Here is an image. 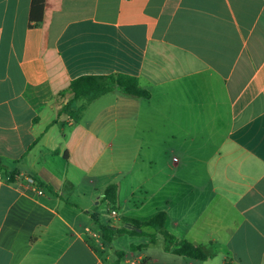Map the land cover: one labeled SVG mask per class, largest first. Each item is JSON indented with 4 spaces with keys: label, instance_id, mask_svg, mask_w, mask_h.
<instances>
[{
    "label": "crops",
    "instance_id": "obj_1",
    "mask_svg": "<svg viewBox=\"0 0 264 264\" xmlns=\"http://www.w3.org/2000/svg\"><path fill=\"white\" fill-rule=\"evenodd\" d=\"M32 1L0 0V264H110L121 243V264H264V0H44L40 21ZM117 75L149 99L58 115L73 80ZM159 212L207 260L150 228L101 238Z\"/></svg>",
    "mask_w": 264,
    "mask_h": 264
},
{
    "label": "trees",
    "instance_id": "obj_2",
    "mask_svg": "<svg viewBox=\"0 0 264 264\" xmlns=\"http://www.w3.org/2000/svg\"><path fill=\"white\" fill-rule=\"evenodd\" d=\"M44 0H33L30 20L40 21L43 14ZM119 89L125 95L149 99L148 91L143 90L135 78L117 75V76H82L73 80L67 92L73 95V99L67 103L60 111L59 116L67 115L75 123H79L89 105L95 100ZM118 201V188L111 185L104 191V202L107 203L109 210L116 209ZM167 221L165 212L157 213L148 221H138L125 218V227L114 228L111 225H99L101 238L105 243H112L117 235L147 236L145 229H153L163 240L164 249L177 256H183L189 259L205 261L206 254L201 247L187 241H179L173 235L169 234L164 228ZM129 227H132L129 228ZM151 245L157 244V236L150 237ZM125 253L119 252L117 260L110 264H121Z\"/></svg>",
    "mask_w": 264,
    "mask_h": 264
},
{
    "label": "rangeland",
    "instance_id": "obj_3",
    "mask_svg": "<svg viewBox=\"0 0 264 264\" xmlns=\"http://www.w3.org/2000/svg\"><path fill=\"white\" fill-rule=\"evenodd\" d=\"M106 214L107 215H109V214H111V212L109 211V212H106ZM113 247V246H112ZM111 247V248H112ZM117 250V251H122L123 253H125V255H129V249H128V246H127V244H123V243H121L120 244V247L119 248H116V247H114V249L113 250ZM111 255H112V257H113V260L114 261H116L117 260V257L113 254V253H111Z\"/></svg>",
    "mask_w": 264,
    "mask_h": 264
},
{
    "label": "built area",
    "instance_id": "obj_4",
    "mask_svg": "<svg viewBox=\"0 0 264 264\" xmlns=\"http://www.w3.org/2000/svg\"><path fill=\"white\" fill-rule=\"evenodd\" d=\"M27 181L31 185H34V183H35V181H34V179L32 177H28L27 178ZM39 194H42V191H40ZM110 211H111V216H113V217H116L117 216V213H116L115 210L111 209Z\"/></svg>",
    "mask_w": 264,
    "mask_h": 264
},
{
    "label": "water",
    "instance_id": "obj_5",
    "mask_svg": "<svg viewBox=\"0 0 264 264\" xmlns=\"http://www.w3.org/2000/svg\"><path fill=\"white\" fill-rule=\"evenodd\" d=\"M129 228H131V229H132V227H129Z\"/></svg>",
    "mask_w": 264,
    "mask_h": 264
}]
</instances>
